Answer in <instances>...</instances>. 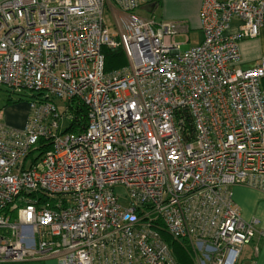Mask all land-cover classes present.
Wrapping results in <instances>:
<instances>
[{
  "label": "built area",
  "instance_id": "1",
  "mask_svg": "<svg viewBox=\"0 0 264 264\" xmlns=\"http://www.w3.org/2000/svg\"><path fill=\"white\" fill-rule=\"evenodd\" d=\"M157 1H0V86L36 94L22 128L0 117V264H177L163 235L190 264H240L257 221L231 190L264 195V55L243 70L238 43L264 0H203L184 51L177 23L134 13ZM103 48L126 65L105 72ZM73 101L78 135L61 128Z\"/></svg>",
  "mask_w": 264,
  "mask_h": 264
},
{
  "label": "crops",
  "instance_id": "2",
  "mask_svg": "<svg viewBox=\"0 0 264 264\" xmlns=\"http://www.w3.org/2000/svg\"><path fill=\"white\" fill-rule=\"evenodd\" d=\"M202 2L203 0H158L155 4L144 7L147 11H145L146 17L144 18H153L157 22L165 21L177 23L178 35H186L188 40L189 32H200L201 43L202 31L200 30L199 13ZM110 10L120 12L115 7ZM155 14L157 17H155ZM235 28L236 23L232 22L231 30H234ZM238 46L239 59L237 67L243 70L253 68L264 55V18L257 37L254 39H244L238 43ZM261 82L263 83V80ZM3 108L6 110L9 108L13 109L9 114L4 112V116L0 113L1 120L5 124L17 129L24 126L28 116L27 107L24 109L21 104H14L4 105ZM231 191L232 200L238 206L241 218L246 222L252 220L257 221L255 227L256 235L249 244L243 247L240 254V264H264V239L260 235V233H264V195L257 190L241 186L233 187ZM29 264H58V262L54 258H51L47 260L33 261Z\"/></svg>",
  "mask_w": 264,
  "mask_h": 264
},
{
  "label": "trees",
  "instance_id": "3",
  "mask_svg": "<svg viewBox=\"0 0 264 264\" xmlns=\"http://www.w3.org/2000/svg\"><path fill=\"white\" fill-rule=\"evenodd\" d=\"M102 54L104 56V70L105 72H112L114 70H118L126 65V60L124 57L123 52L120 50V48H115V49H110V48H103L102 49ZM263 80V83H261V89L264 92V78L261 79ZM18 99L19 101L22 100H28L36 96V94L31 93L29 97L26 95L18 94ZM11 100V97H9L8 102ZM73 103V105L71 104ZM69 104H66V107L69 110V113L71 115V119L67 123L66 127L63 129L64 133H71V134H80L82 133L85 128H86V108L84 105L78 103V102H71ZM50 148V144H48V141L42 140L40 142V150L39 153L42 155L44 152H46ZM38 153V154H39ZM163 238L165 241H167L168 245L172 248L174 251L175 257L177 264H190L186 253L178 249L177 247V242L172 241L170 238L167 236L163 235ZM31 262H23V263H18V264H29ZM12 264H17V263H12Z\"/></svg>",
  "mask_w": 264,
  "mask_h": 264
},
{
  "label": "rangeland",
  "instance_id": "4",
  "mask_svg": "<svg viewBox=\"0 0 264 264\" xmlns=\"http://www.w3.org/2000/svg\"><path fill=\"white\" fill-rule=\"evenodd\" d=\"M145 11H146L145 8L144 9H138V10H135L134 13L136 15L141 16V17H146ZM104 16H105L106 26L108 27L109 31L113 33L116 29H115V26H114L113 19H112L111 15L108 13L107 10L104 12ZM155 17H157L156 14H155ZM200 36H201L200 32H192L191 31L188 34V37H189L188 42L186 41V35H178L175 38V41L178 44H181V51H184V50L189 49V48H191L193 46H196L197 44H200ZM23 94L26 95L27 97H29L31 95V92H26V93H23ZM9 97H11V100L8 102ZM55 103H56V105L58 106V108L60 110L63 109V103L62 102L55 100ZM14 104H21V106L24 109H26L25 107H27L26 101H24V100L19 101L18 97H16L15 95L10 94V90L7 87L0 86V113L2 114V116H4L5 113L6 114L11 113L12 110H13V109H10V108L6 110L5 108H3L4 105L6 106V105H14ZM66 125H67V121H63L61 123V128H65ZM115 194L117 196H119L121 199H123L124 195H125L124 190L121 189V188L115 189Z\"/></svg>",
  "mask_w": 264,
  "mask_h": 264
}]
</instances>
